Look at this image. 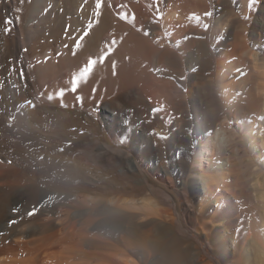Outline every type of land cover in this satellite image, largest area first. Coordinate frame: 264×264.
<instances>
[{
    "label": "bare ground",
    "instance_id": "bare-ground-1",
    "mask_svg": "<svg viewBox=\"0 0 264 264\" xmlns=\"http://www.w3.org/2000/svg\"><path fill=\"white\" fill-rule=\"evenodd\" d=\"M112 4L0 0V264H71L70 242L93 230L128 246V264H253L251 253L264 264V224L248 219L250 204L264 209V0ZM94 7L99 23L73 56ZM105 42L104 91L95 74L61 97ZM98 169L114 190L88 204L82 183ZM147 184L154 196L137 197Z\"/></svg>",
    "mask_w": 264,
    "mask_h": 264
},
{
    "label": "rangeland",
    "instance_id": "rangeland-1",
    "mask_svg": "<svg viewBox=\"0 0 264 264\" xmlns=\"http://www.w3.org/2000/svg\"><path fill=\"white\" fill-rule=\"evenodd\" d=\"M113 53L114 52H112V54ZM113 62H115V69H113L114 75H115L113 77L114 82H115V86H120L122 83V80L119 77L120 76L119 75L120 64H118L117 61H113ZM107 73H108L107 64L105 62L102 66L98 65L95 68L94 73L92 74V75H95V74L101 75L99 82H100V85H101V88L103 91H104L103 88L105 87V83L107 80ZM254 73L255 72L253 71L252 68H248L245 71V73L243 74V77L249 76V77H251L250 81H256L258 79V75L254 74ZM56 96L57 95H51V99L50 98L49 99L55 100L58 97V96L57 97ZM94 154L92 153V151H90V153L86 154V162L93 167H99L102 165V163H101V161H99V158H97L96 154L95 155ZM100 163H101V165H99ZM242 163L243 164L241 165L242 168L240 167V169H241L240 171L243 173V171H244L243 165H245L246 161H242ZM87 178H88L86 181L87 183L84 182V183H82L83 185L82 184L81 185L84 187L83 193L86 194V199H87L88 204H92L93 203L92 201H94V199L101 197L103 195V189L107 188V186L112 187V189H111L112 191L114 190L113 189L114 176H111L110 174L106 175L104 173H101V171H99V169L94 171V172H91ZM245 179H247V177L244 174L243 180H245ZM253 181H255V179H253ZM253 181H251V182H253ZM180 182H181V179H180ZM84 184L86 185V187ZM149 187H150V184L142 186L138 190V192L136 191L137 197H143V196H145L146 193H147L146 195L151 196L152 193H150L151 191H150ZM144 188H146V189H144ZM144 191H145V194H144ZM139 192H140V194H139ZM255 192L253 191V193H255ZM255 195H256V193H255ZM152 196H154V194H152ZM250 205H251V207L248 210L249 211V213H248L249 218L248 219L249 220L251 219V220H254L258 223L264 224V219L262 217H260L261 215H259V214H262V215L264 214L263 213L264 209L263 210L261 209L263 212L261 210H260L261 211L260 212L258 210V208L255 207V203L254 204L252 203ZM164 207H166V206H164ZM105 225H106V228H108V229H110L112 227L109 223H105ZM107 225H109V226H107ZM140 234L143 235V232L141 230H140ZM194 237L202 245V247L204 249H207L209 251V256L211 255L210 258L213 259L214 261H216V263H217L220 260V258L216 257L215 254H212V251L206 245L207 242L203 238L198 236L197 234H194ZM244 237H246V236H244ZM144 239H142V241H143L142 243L144 245H145V243L148 245V242H145V241H147V239L145 237H144ZM117 240H118L117 238H115L114 236H112L110 234H101L100 235V234H97L95 230H93L92 232L90 231V233H88V235H87V238L85 240H82L80 242V244H76V242H70V246H71L72 250L79 249L78 253L75 252L76 254H72L71 259H70V261H72L71 264H119L117 261H120V264H124L123 262H125V264H128V263H126V261L123 260V262H122V260H120V257H121L120 254L123 250H128L129 247L126 246L127 247L126 248L124 246V243H122V242L120 243L119 240L118 241ZM255 243L256 242L253 241V239L249 240L248 244H247L248 250H252L254 252L253 249L256 247ZM121 244H123V246H120ZM123 247H125V249ZM121 248H122V251L120 252ZM129 251L130 250H128V252ZM125 252L128 253L127 251H125ZM125 252H124V254H125ZM129 254H130V256L135 255L132 251H130ZM256 255H257L256 253L255 254L251 253V255H250L252 258L253 264H262L259 257ZM121 259H124V258L121 257ZM221 263L224 264L223 261H221L220 264Z\"/></svg>",
    "mask_w": 264,
    "mask_h": 264
},
{
    "label": "snow or ice",
    "instance_id": "snow-or-ice-1",
    "mask_svg": "<svg viewBox=\"0 0 264 264\" xmlns=\"http://www.w3.org/2000/svg\"><path fill=\"white\" fill-rule=\"evenodd\" d=\"M24 2L25 0H20L21 5H23ZM96 3H99L102 9L105 5V0H95V4ZM107 5L109 7H114V5L112 4V0H107ZM115 7H119V5H115ZM81 8H83V6H81ZM21 11H22V8L20 7H17L15 9L16 13H20ZM101 14L102 13H98L96 8L94 7L92 16L89 18L88 22L84 25L82 29L78 30V32L75 35H73L72 39L75 41V43L72 45V55L73 56H75L77 52L83 48L86 38L90 35L94 26L99 23V18ZM13 19H15L16 21H19V16L15 18L6 17L3 21V24L5 25L3 31L6 34L11 32L12 30ZM68 27L70 26H66V29H65L66 35H67ZM64 47L67 48L68 45H64ZM23 51H27V49H24ZM110 55H111V45L109 44V42H105L102 48L99 50L98 55H90L86 59V61L81 65L79 70L73 73L71 77V83H72V80L77 79L78 80L77 88L61 89L58 94L62 97L66 93V91H71L74 94L77 93L81 84L87 83V81L91 78L92 74L94 73L95 68L98 65L102 66ZM89 64L92 65L91 71H89L86 76H82L81 73H83L84 70L88 68ZM113 69H115V62H113ZM10 71H15V68H11ZM19 76L22 81L25 79V71L23 68H21ZM49 98L51 99V96ZM76 101L78 103H82L83 97L81 95H76ZM14 211H18V210L14 209ZM35 212H36V209L33 208L31 211L28 212V215L32 216L35 214ZM12 223H15V221H12Z\"/></svg>",
    "mask_w": 264,
    "mask_h": 264
}]
</instances>
